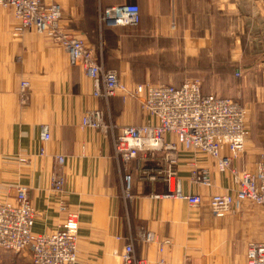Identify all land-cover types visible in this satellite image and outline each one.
<instances>
[{"label": "crops", "instance_id": "0c3cea01", "mask_svg": "<svg viewBox=\"0 0 264 264\" xmlns=\"http://www.w3.org/2000/svg\"><path fill=\"white\" fill-rule=\"evenodd\" d=\"M56 1L62 7L63 25L82 37L97 61L105 69L117 70L129 87L178 86L188 79L190 70L191 75L194 72V66L180 68L179 60L199 62L203 57L229 65L235 62L234 72L245 87L263 89L264 0ZM127 3L139 5L140 23L108 26L107 9ZM15 26L12 10L0 9V200H14L17 186L25 185L36 211L33 231L52 232L66 216L52 191L51 176L58 169L66 179L68 209L79 214L77 264H123L121 252L128 242L149 264H246L248 244L264 241V207L247 199L217 217L207 203L194 207L178 198L155 197L167 191L165 182L143 180L140 174L145 166H163L162 154L141 152L125 162L113 147L118 126L145 122L139 101L121 95L96 96L94 80L82 67L71 64L59 44L39 32L19 35ZM208 68L213 75H221L217 68ZM179 69L187 70L180 72V78ZM224 70L221 76H229L231 67ZM25 79L31 83L30 96L22 105L20 85ZM202 87L204 93H228ZM95 109L113 127L83 126L86 112ZM44 124L51 133L46 143L41 140ZM251 124L245 152L234 160L240 170L254 171L264 158V116L254 112ZM57 155L66 158L62 166ZM192 157L184 153L178 164L184 192L199 193L205 200L214 193L234 192L230 175L221 173L214 160L204 155L197 164L210 170L213 184H192ZM127 173L133 177L130 196L125 190ZM147 233L154 240H143ZM163 240L169 242L161 250ZM31 263L29 248L17 253L0 251V264Z\"/></svg>", "mask_w": 264, "mask_h": 264}, {"label": "built area", "instance_id": "2783aa9c", "mask_svg": "<svg viewBox=\"0 0 264 264\" xmlns=\"http://www.w3.org/2000/svg\"><path fill=\"white\" fill-rule=\"evenodd\" d=\"M0 7L12 10L16 20L15 31L39 32L47 35L69 55L71 64L83 68L95 82V95L104 99L121 95L139 101L146 119L140 125L117 127L113 147L116 156L125 162L136 159L142 152L155 156L162 154L164 165L145 166L141 170L143 180L162 179L167 187L157 198H178L189 205L200 207L207 203L214 216L223 217L232 211L235 204L252 200L264 207V158L259 160L254 171L240 170L234 160L245 152L250 135L248 110L240 101L215 93H204L199 79L188 78L180 85L166 83L136 84L127 86L115 69H105L96 59L94 50L85 40L70 32L62 23V7L56 0H0ZM108 26H135L141 21L140 7L127 3L111 6L104 14ZM31 83L25 79L20 85L21 104L30 96ZM82 125L90 128L109 129L103 112L89 110ZM111 127H113L111 125ZM51 139L49 126H41V140ZM227 149L229 153H224ZM46 152L41 147L40 154ZM184 153L193 155L189 179L192 184L211 186L212 175L208 168L199 166V156H209L221 173L230 175L236 188L234 192L214 193L207 200L199 193H186L179 174V160ZM25 160V159H22ZM59 165L66 158L56 156ZM65 176L61 170L51 176L52 191L60 199V210L65 220L50 233H35V208L28 196V188L19 185L14 200H0V251L20 252L29 248L31 264H77L79 239V214L70 211L65 199ZM133 181L132 174L125 175L126 194ZM149 242L152 234L142 235ZM163 240L160 249L168 243ZM121 257L123 264H149L146 258L138 257L133 242L124 245ZM246 264H264V241L248 244Z\"/></svg>", "mask_w": 264, "mask_h": 264}, {"label": "rangeland", "instance_id": "374dc122", "mask_svg": "<svg viewBox=\"0 0 264 264\" xmlns=\"http://www.w3.org/2000/svg\"><path fill=\"white\" fill-rule=\"evenodd\" d=\"M0 9L10 11L9 9L3 8V7H0ZM232 47H235V46L232 45ZM235 50L237 51L236 47L235 49L234 48L232 49V53H234V55H235ZM202 59L203 57H201V60H199V62H192V61L186 62V61L179 60V67L186 68V66L188 67L194 66L193 75H191V70H190V72H188L190 73V75L187 78L199 79L202 82L206 90L218 89L220 92H223V91L228 92L226 94V96L228 95L227 97L233 98L243 103V105H245L248 110V123L250 126L252 125L251 121H252V117L254 116V112L257 114H260V116H264V98H261V92L264 91V85H262L263 89L261 90V92L259 88L255 86L245 87V83L243 84V80L241 82V80L237 78L236 72L233 71L236 69V66H237L235 62H232V63L230 62V65H229L228 61L226 62H223L222 60L208 61V60H202ZM252 62L256 63V61L255 62L252 61ZM196 64H198L200 71L199 70L195 71ZM224 66L232 68L231 70L232 72L228 73L229 76H225V77L221 76L225 71ZM208 67L217 68L219 72L221 73V75L219 77L215 76V74L213 75L212 73H210V68ZM181 71L182 73H187L186 69H182V70L179 69V78H180ZM261 80L262 78H258L259 82ZM241 88H242V91H241ZM258 91L260 92V95L258 94ZM107 124L111 125L109 123Z\"/></svg>", "mask_w": 264, "mask_h": 264}, {"label": "trees", "instance_id": "16d2710c", "mask_svg": "<svg viewBox=\"0 0 264 264\" xmlns=\"http://www.w3.org/2000/svg\"><path fill=\"white\" fill-rule=\"evenodd\" d=\"M231 70H232V68H231ZM233 71H235V70H233ZM230 72H232V71H230ZM230 72H228V73H230ZM237 76V75H236ZM237 78H239V76H237Z\"/></svg>", "mask_w": 264, "mask_h": 264}, {"label": "bare ground", "instance_id": "6f19581e", "mask_svg": "<svg viewBox=\"0 0 264 264\" xmlns=\"http://www.w3.org/2000/svg\"><path fill=\"white\" fill-rule=\"evenodd\" d=\"M37 232V231H36Z\"/></svg>", "mask_w": 264, "mask_h": 264}]
</instances>
